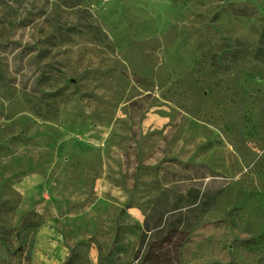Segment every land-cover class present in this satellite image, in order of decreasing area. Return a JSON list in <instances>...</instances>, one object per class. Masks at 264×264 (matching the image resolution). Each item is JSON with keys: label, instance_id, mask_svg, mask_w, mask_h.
I'll return each mask as SVG.
<instances>
[{"label": "rangeland", "instance_id": "obj_1", "mask_svg": "<svg viewBox=\"0 0 264 264\" xmlns=\"http://www.w3.org/2000/svg\"><path fill=\"white\" fill-rule=\"evenodd\" d=\"M168 230L264 264V0H0V264H146Z\"/></svg>", "mask_w": 264, "mask_h": 264}, {"label": "trees", "instance_id": "obj_2", "mask_svg": "<svg viewBox=\"0 0 264 264\" xmlns=\"http://www.w3.org/2000/svg\"><path fill=\"white\" fill-rule=\"evenodd\" d=\"M173 230H168L166 232V234L163 236L162 239L156 241L154 244H158L161 245L163 242H167L172 244V249L175 250V254L172 255V249H170L167 252H155L152 251V256L150 255L148 257L149 262L146 264H178L176 262V249L182 244L181 240H179L178 242H173L172 238H173ZM178 232L177 230H174L173 232ZM185 234L184 231L179 232V234ZM149 253V252H148Z\"/></svg>", "mask_w": 264, "mask_h": 264}]
</instances>
